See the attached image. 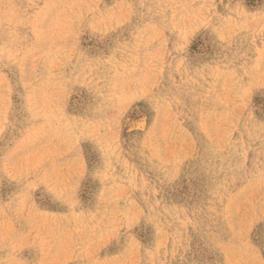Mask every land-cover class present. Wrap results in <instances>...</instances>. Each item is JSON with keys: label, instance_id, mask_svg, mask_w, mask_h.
<instances>
[{"label": "rangeland", "instance_id": "1", "mask_svg": "<svg viewBox=\"0 0 264 264\" xmlns=\"http://www.w3.org/2000/svg\"><path fill=\"white\" fill-rule=\"evenodd\" d=\"M0 264H264V0H0Z\"/></svg>", "mask_w": 264, "mask_h": 264}]
</instances>
